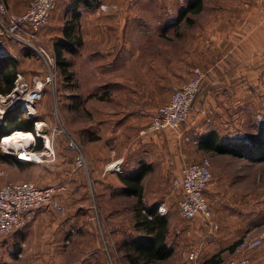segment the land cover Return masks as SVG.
<instances>
[{"label": "rangeland", "instance_id": "374dc122", "mask_svg": "<svg viewBox=\"0 0 264 264\" xmlns=\"http://www.w3.org/2000/svg\"><path fill=\"white\" fill-rule=\"evenodd\" d=\"M83 1L59 0L48 25L29 45L0 40L18 48L21 57L16 59L19 72L14 91L8 96L0 95V126L5 119L25 112L24 118L33 121L34 131L40 124L51 138L56 155L44 156L41 163L34 158V163L16 165L7 161V156L15 158L21 148L40 154L45 148L39 151L36 146L39 142L43 147L45 144L38 139L37 131L19 141L3 139L15 132H28L4 134L0 139V188L12 182H31L38 187L56 182L53 186H66L58 195L61 210L52 206L36 209L20 230L0 235V264H129L123 242L136 233L132 211L135 200L118 193L124 185L114 192L110 187L120 186L119 176L127 174L121 160L130 141L137 134L143 137L141 133L153 116L171 100L173 87L189 82L198 70L204 79L188 120L177 129H164L152 136L199 122L200 134L185 132L180 136L181 149L189 158L182 169L187 164L209 160L213 180L206 198L213 218L211 222L201 218L192 222L181 216L177 204L182 192L174 185L180 176L162 170L163 161L159 160L165 154L157 157L152 151L157 169L143 181L144 196L153 206L164 203L167 207L168 243L175 250L163 264H202L236 242L258 239L262 245L246 255L253 264H264V150L244 151L242 154L247 156L241 157L198 149V143L210 131H217L224 143L242 144L264 138V64L247 65L241 79L229 81V88H239L241 97L217 100L204 96L205 85L212 82L205 81L206 74L207 79L213 78L214 72L218 75L219 69L228 70V66L218 63L224 57L220 49L196 43L195 32L203 36L200 31L214 19V10L221 1H228L205 0L204 12L198 17L189 16L194 25L178 22L180 10L192 0H87L96 9L87 20L82 16L83 8H79ZM6 8L11 16L21 15L10 12L7 5ZM75 15L79 18L73 36L82 44L75 43L74 52H62V58L70 64L67 71L73 76L69 82L57 64L55 47L65 40L64 27ZM126 21L129 31L111 37L109 23L121 26ZM112 40L134 43L135 59L113 66L112 56L96 58L94 53ZM217 83L218 89L223 88L222 80ZM27 98L33 99L30 110L17 104ZM211 98L212 103L227 105L221 110L212 109ZM138 108L139 111H130ZM68 139L76 143L80 152L69 146ZM79 153L86 161L81 169H77ZM58 155L63 176L55 178L46 166L52 167ZM119 165L117 172L114 168ZM211 223L218 228L213 229ZM191 225L200 226L202 233L188 237L185 231ZM193 249L197 254L190 259ZM233 257L225 253L221 264Z\"/></svg>", "mask_w": 264, "mask_h": 264}, {"label": "crops", "instance_id": "0c3cea01", "mask_svg": "<svg viewBox=\"0 0 264 264\" xmlns=\"http://www.w3.org/2000/svg\"><path fill=\"white\" fill-rule=\"evenodd\" d=\"M3 1L8 6L10 12H12L13 14H23L29 8L32 0H12V2H15L12 5H8L6 0ZM195 1L196 0H192V2ZM227 1V3L225 1H221V5L218 6L219 8H217V10H214L213 12L214 19L211 22H207V25L202 27L200 33L203 31V36L202 34H197L198 31L195 32L194 36V40L196 41V43L205 45L209 44L210 46L213 45V49L217 47L224 54V57L219 60L218 63H223L224 65L228 66V70L219 69L218 75L214 72L213 78L210 77L209 79H207L209 77L208 74H206L207 76L205 78V81L212 82L208 87L207 85H205L204 96L206 98H209L211 96L213 98H217V100L223 98L225 99L232 95L241 97L239 88H229V81L241 79L246 73L245 66L247 65L264 64V4L262 3V0ZM87 2V0H84L83 2H81L82 5L79 4L82 7L78 6L79 8H83L82 16L86 18V20L92 16L91 14L94 15V11L96 10L94 6L91 5V2L89 4ZM192 2H190V4ZM203 2L205 3V0H203ZM203 12L204 10L199 15H201ZM199 15H194L192 17H198ZM192 25H194V23ZM129 28L130 27L127 25V21L121 26H118L116 22L109 23V25L107 26V29L109 30L108 33H111L112 35L111 37H118L117 33L121 36L122 34L125 35L129 31ZM105 44L106 45H104V49L98 50L94 53V56H97L96 58H102L103 56L106 57V54L112 56V60L110 63L113 66H115L116 63H129V61L135 59L133 54L135 53L133 52L134 43H130V41L128 40H112L109 43L106 42ZM5 55L12 56L18 61L21 58L18 48H16L15 46L4 45L0 43V56ZM178 66L180 65L178 64ZM221 80L223 88L220 87V89H218L217 85L219 84L217 83V81ZM176 86L177 85H175V87ZM209 101L211 103L210 107L212 109L218 108L219 110H221L220 108H223V106L227 105L226 102L224 103L219 101L218 104H215V102L212 103V98ZM203 107L207 108L204 105ZM139 109L140 108L130 111H139ZM198 124L199 122L193 121L191 124L186 125L184 129L182 128L181 130L176 132L172 130H166L159 134V136L154 137L152 135H145L141 137L137 134V136H135V138L130 141L129 146L125 151V158H122L121 160L122 165L126 164L127 166V174L139 171L142 164H148L152 166L153 169H157V163H155V160L151 159V152L154 151L157 154V157L162 156L161 153L165 154V156H163L161 160H159L163 161V167L161 168L162 170L167 172L171 171L173 173H176L175 175L181 176L182 164L184 163V161H188L189 158H186L183 150L181 149L182 142L180 141V136L185 132L192 135L200 134L201 130ZM61 162L62 159L58 155V160L56 163H53L52 167L46 166L50 169L55 178L63 176V174H60L63 172V170L59 169L60 165H58ZM53 185H56V182L55 184L53 182L47 183L45 184V187ZM122 186L123 184L120 182V186L119 184L113 185L111 186L113 188L110 187V190L114 192ZM144 202L148 207L153 206V202H148L145 196ZM201 219L197 218L192 222H199ZM194 233H202V231H200V226L191 225L185 231V234L188 237L195 238ZM237 243L239 242H236L235 244ZM230 248L224 249L215 255H218L221 252H223L221 255H224L225 253H228L230 255L234 254L229 251ZM194 253L197 254L194 249L191 250L190 254ZM214 256H212L208 260L212 259Z\"/></svg>", "mask_w": 264, "mask_h": 264}, {"label": "built area", "instance_id": "2783aa9c", "mask_svg": "<svg viewBox=\"0 0 264 264\" xmlns=\"http://www.w3.org/2000/svg\"><path fill=\"white\" fill-rule=\"evenodd\" d=\"M58 1L32 0L24 14L11 16L8 14L5 3L0 0V40L29 45L30 40L35 39L37 34L48 25ZM262 3L264 4V0H262ZM203 79L204 74L198 70L189 82L181 87L174 88L169 103L157 111L141 135H153L164 129H177L185 123L190 116L191 106L199 93ZM40 91L41 88H38L39 93ZM25 101H28V98L17 104L22 106ZM31 101V106H34L33 99ZM42 129L41 126L42 136L38 131L34 132L37 133L38 139L40 141L42 139L44 142V151L40 154H33L31 150L21 148L18 150L19 152L17 151L18 153L14 154L16 160L34 163V158H36L41 163L44 156L55 158L54 144ZM68 140L70 141L69 146L79 151L76 143L72 139ZM25 154L31 160H24ZM79 156H81L80 153ZM77 165V169L86 166V161L82 156L78 158ZM120 166H115L114 170L120 171ZM212 180L213 172L209 160H202L184 166L180 178L174 182L175 187L182 192V198L177 205L184 219L192 221L202 218L208 222L212 221V211L206 198V191ZM65 188L66 186L38 187L31 182H12L0 188V235L6 236L20 230L24 226L29 213L36 209L52 206L57 210H61L58 195ZM157 212L159 215L166 216L168 209L162 203L157 206ZM149 218L152 219L151 216ZM211 225L213 229L218 228L214 223H211ZM261 245L262 240L259 239L253 242L242 240L234 251V257L225 264H253L246 252H251ZM195 257V254H191L190 259Z\"/></svg>", "mask_w": 264, "mask_h": 264}, {"label": "trees", "instance_id": "16d2710c", "mask_svg": "<svg viewBox=\"0 0 264 264\" xmlns=\"http://www.w3.org/2000/svg\"><path fill=\"white\" fill-rule=\"evenodd\" d=\"M204 10L203 0H196L192 2L179 13L178 22L187 21L192 25L194 20L189 16L199 15ZM79 15H75L71 22H67L63 34L65 40L58 47H55L57 64L61 68V72L66 76L67 81L72 82L73 76L67 71L70 66L62 58V52H74L75 43L81 45L82 41L75 38L74 32L77 27V20ZM19 63L12 56H0V95L8 96L15 89V81L19 72ZM25 112L20 111L16 117L7 118L0 126V139L4 136L10 135L13 131L21 130L28 133L34 132L33 121L24 118ZM242 144L244 146H242ZM228 143L222 142L217 131H210L205 138L198 143V149L205 153L216 155H231L241 156L244 151L263 152L264 138L254 139L253 142L246 143ZM37 150H42L43 146L39 142L36 146ZM247 153V152H246ZM251 153V152H248ZM247 155H244V157ZM7 161L16 165L22 163L16 160L13 156H7ZM153 167L148 164H142L141 169L136 172L123 174L119 176L120 182L124 185L119 194L133 198L135 204L133 211V227L135 234L130 236L123 242L125 257L129 264H163L169 261L175 254V250L168 243L169 220L166 216L159 215L157 206L148 207L144 203V185L143 181L147 175L152 172ZM152 217L150 219L149 217ZM239 243L234 244L229 251L234 253ZM222 255H215L212 259L203 264H221Z\"/></svg>", "mask_w": 264, "mask_h": 264}, {"label": "bare ground", "instance_id": "6f19581e", "mask_svg": "<svg viewBox=\"0 0 264 264\" xmlns=\"http://www.w3.org/2000/svg\"><path fill=\"white\" fill-rule=\"evenodd\" d=\"M32 99L31 98H28V101H25V102H23L22 103V108L23 109H25V110H30L31 109V101ZM0 114H1V112H0ZM37 126H38V128H37V131L39 132V134H40V136H42V134H41V125L40 124H37ZM29 134H31V135H29ZM30 136H32V133H21V132H15L13 135H10V136H8V137H6V138H4L3 140L5 141V142H7V141H10V140H23L24 138H30ZM26 140V139H25ZM26 156H24L25 157V159L24 160H31L29 157H28V155L27 154H25ZM23 157V158H24Z\"/></svg>", "mask_w": 264, "mask_h": 264}]
</instances>
